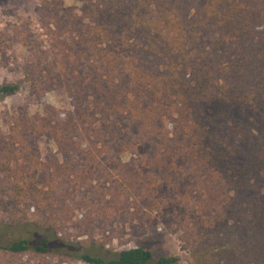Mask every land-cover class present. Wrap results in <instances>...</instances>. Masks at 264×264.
Wrapping results in <instances>:
<instances>
[{
    "label": "trees",
    "instance_id": "obj_1",
    "mask_svg": "<svg viewBox=\"0 0 264 264\" xmlns=\"http://www.w3.org/2000/svg\"><path fill=\"white\" fill-rule=\"evenodd\" d=\"M81 1L88 21L79 48L61 44L43 81L41 71H29L38 91L66 89L74 113H25L9 134L0 128V208L49 204L84 157L186 158L206 176L205 264H264V0ZM47 14L57 19L56 11ZM74 54L78 61L92 55L93 69L73 71ZM47 135L58 153L45 162L36 144ZM49 251V239L0 241V264H40L24 257ZM79 259L179 262L142 247Z\"/></svg>",
    "mask_w": 264,
    "mask_h": 264
},
{
    "label": "rangeland",
    "instance_id": "obj_2",
    "mask_svg": "<svg viewBox=\"0 0 264 264\" xmlns=\"http://www.w3.org/2000/svg\"><path fill=\"white\" fill-rule=\"evenodd\" d=\"M87 9L81 0H0V88L20 87L15 95L0 92L3 133L9 134L21 114L61 118L74 113L75 101L66 89L38 91L29 71H41L43 81L61 44L79 48ZM51 11L57 19L49 17ZM76 56V73L96 64L92 55L81 61ZM36 145L45 162L58 153L48 135ZM74 172L42 209L31 202L14 213L12 207L0 208V241L25 238L41 245L49 239L44 258L24 257L40 264H87L79 259L83 253L112 259L118 251L135 247L151 250L156 259L178 257L177 264H205V236L199 228L208 225L212 214H205V172L194 161L84 157Z\"/></svg>",
    "mask_w": 264,
    "mask_h": 264
}]
</instances>
